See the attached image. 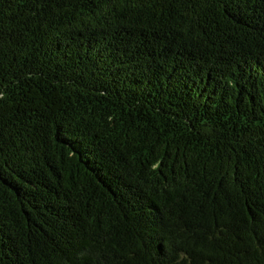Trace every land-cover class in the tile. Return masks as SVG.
I'll return each instance as SVG.
<instances>
[{
	"label": "trees",
	"instance_id": "trees-1",
	"mask_svg": "<svg viewBox=\"0 0 264 264\" xmlns=\"http://www.w3.org/2000/svg\"><path fill=\"white\" fill-rule=\"evenodd\" d=\"M0 264H264V0H0Z\"/></svg>",
	"mask_w": 264,
	"mask_h": 264
}]
</instances>
